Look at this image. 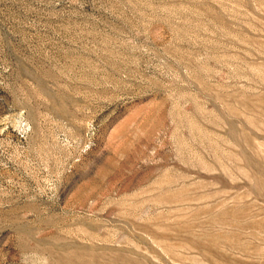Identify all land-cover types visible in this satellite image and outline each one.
<instances>
[{
    "label": "rangeland",
    "instance_id": "374dc122",
    "mask_svg": "<svg viewBox=\"0 0 264 264\" xmlns=\"http://www.w3.org/2000/svg\"><path fill=\"white\" fill-rule=\"evenodd\" d=\"M0 264H264V0H0Z\"/></svg>",
    "mask_w": 264,
    "mask_h": 264
}]
</instances>
